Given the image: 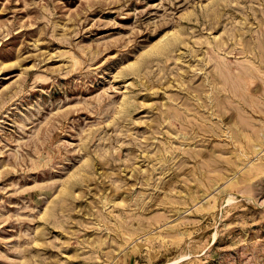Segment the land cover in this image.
<instances>
[{
  "label": "rangeland",
  "instance_id": "374dc122",
  "mask_svg": "<svg viewBox=\"0 0 264 264\" xmlns=\"http://www.w3.org/2000/svg\"><path fill=\"white\" fill-rule=\"evenodd\" d=\"M0 264H264V0H0Z\"/></svg>",
  "mask_w": 264,
  "mask_h": 264
},
{
  "label": "bare ground",
  "instance_id": "6f19581e",
  "mask_svg": "<svg viewBox=\"0 0 264 264\" xmlns=\"http://www.w3.org/2000/svg\"><path fill=\"white\" fill-rule=\"evenodd\" d=\"M162 44V43H161Z\"/></svg>",
  "mask_w": 264,
  "mask_h": 264
}]
</instances>
